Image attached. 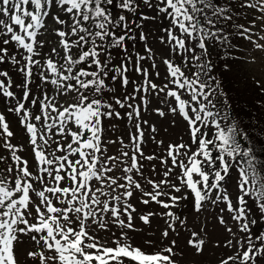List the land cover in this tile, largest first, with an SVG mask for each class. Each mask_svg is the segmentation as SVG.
Segmentation results:
<instances>
[{"label":"snow or ice","instance_id":"obj_1","mask_svg":"<svg viewBox=\"0 0 264 264\" xmlns=\"http://www.w3.org/2000/svg\"><path fill=\"white\" fill-rule=\"evenodd\" d=\"M238 51L264 68V0H0V264H264Z\"/></svg>","mask_w":264,"mask_h":264},{"label":"trees","instance_id":"obj_2","mask_svg":"<svg viewBox=\"0 0 264 264\" xmlns=\"http://www.w3.org/2000/svg\"><path fill=\"white\" fill-rule=\"evenodd\" d=\"M235 55L241 57V59L237 60L234 65H230L228 70L223 69L224 61L214 58V62L217 64L215 72L217 78L222 82L223 90L228 93L229 102L237 119L242 120L247 125L264 114V110L260 109L256 103L258 100L264 99V95L256 89L252 92L248 85H243L245 83L239 75V65L243 61L244 52L238 51ZM241 85L244 88H241Z\"/></svg>","mask_w":264,"mask_h":264},{"label":"rangeland","instance_id":"obj_3","mask_svg":"<svg viewBox=\"0 0 264 264\" xmlns=\"http://www.w3.org/2000/svg\"><path fill=\"white\" fill-rule=\"evenodd\" d=\"M247 55V53L244 52V56ZM214 75H216V72L213 73ZM239 75H241L242 77V81L244 86H247L248 85V88L254 92L255 89L258 90L255 86H254V79H257V78H260L261 76H264V68L260 67L259 66V62H257L256 65H250L248 64L244 59L243 61L240 63L239 65ZM241 88H244L242 85L240 86ZM259 91V90H258ZM264 95V94H263ZM9 119L12 120L13 122V125H14V128L13 130L17 132V135H19V132L21 131L19 129V126L15 123V118L14 117H11L9 116ZM164 127H167V125H163ZM123 131V127L122 125L119 126L117 128V132H122ZM171 131V130H170ZM166 134L165 133H161V136L158 137V138H164ZM14 143H16L17 141L14 140L13 141ZM155 145L154 144H149L147 145V148L148 149H152L154 148ZM186 211V210H185ZM208 226L209 228H211V225L213 223V221L211 220V218L209 217L208 218ZM156 224V222L154 221V225ZM158 226V225H157ZM158 234V233H157ZM131 236L134 237V240L133 242L134 243H141L144 236L146 235V232L145 233H130ZM149 238H153L155 239L156 237H149ZM210 257H211V254H210Z\"/></svg>","mask_w":264,"mask_h":264}]
</instances>
